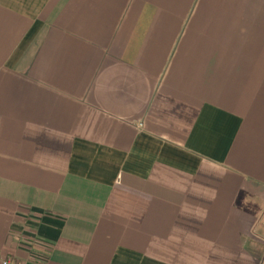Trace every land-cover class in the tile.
I'll return each mask as SVG.
<instances>
[{"label":"crops","instance_id":"obj_1","mask_svg":"<svg viewBox=\"0 0 264 264\" xmlns=\"http://www.w3.org/2000/svg\"><path fill=\"white\" fill-rule=\"evenodd\" d=\"M264 264V0H0V259Z\"/></svg>","mask_w":264,"mask_h":264},{"label":"built area","instance_id":"obj_2","mask_svg":"<svg viewBox=\"0 0 264 264\" xmlns=\"http://www.w3.org/2000/svg\"><path fill=\"white\" fill-rule=\"evenodd\" d=\"M0 264H21V263L12 257H6L0 259ZM27 264H31V263H27Z\"/></svg>","mask_w":264,"mask_h":264}]
</instances>
